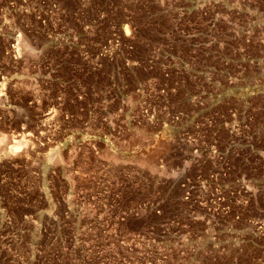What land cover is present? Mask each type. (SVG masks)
I'll use <instances>...</instances> for the list:
<instances>
[{"label":"rangeland","instance_id":"374dc122","mask_svg":"<svg viewBox=\"0 0 264 264\" xmlns=\"http://www.w3.org/2000/svg\"><path fill=\"white\" fill-rule=\"evenodd\" d=\"M260 224L264 0H0V264H264Z\"/></svg>","mask_w":264,"mask_h":264},{"label":"bare ground","instance_id":"6f19581e","mask_svg":"<svg viewBox=\"0 0 264 264\" xmlns=\"http://www.w3.org/2000/svg\"><path fill=\"white\" fill-rule=\"evenodd\" d=\"M126 33H127V31H126ZM141 143H140V147L138 146V148H140L141 149V147L144 145V143H148L149 142V137L145 134V135H142L141 136ZM160 146V145H159ZM137 149V148H136ZM16 150V149H15ZM110 150V149H109ZM17 151V150H16ZM15 151V152H16ZM111 151V150H110ZM114 151V150H113ZM137 151V150H136ZM142 152V150L141 151H139V152H137V153H141ZM14 153V152H13ZM110 153V152H109ZM136 153V154H137ZM110 158H111V160L112 161H114V162H117V160L119 159L118 158V156L116 155V154H114V153H111L110 155ZM109 156H108V158H109ZM130 156V155H129ZM144 156H146L145 154H144ZM143 158V157H142ZM145 158V157H144ZM143 158V159H144ZM146 160H147V158H145ZM48 160L49 161H51V162H59V156H57L56 154H50L49 156H48ZM123 161V160H122ZM145 161V160H144ZM144 161H142L141 163H142V166H144V165H148V163H145ZM126 162V161H125ZM249 188H252L253 186H251V184H249V186H248ZM256 194V193H255ZM254 194V195H255ZM242 197H243V199L244 200H248V199H250V197H251V195H250V191L248 190V191H245L244 193H242ZM258 233H259V235H261L262 236V234L264 233V224H260V226L258 227Z\"/></svg>","mask_w":264,"mask_h":264}]
</instances>
